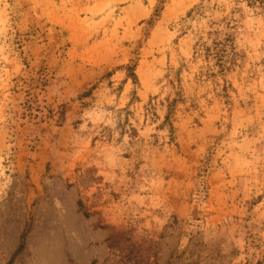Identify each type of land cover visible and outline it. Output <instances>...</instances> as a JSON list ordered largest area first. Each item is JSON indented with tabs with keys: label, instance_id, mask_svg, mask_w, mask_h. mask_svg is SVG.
<instances>
[{
	"label": "rangeland",
	"instance_id": "rangeland-1",
	"mask_svg": "<svg viewBox=\"0 0 264 264\" xmlns=\"http://www.w3.org/2000/svg\"><path fill=\"white\" fill-rule=\"evenodd\" d=\"M0 264H264V0H0Z\"/></svg>",
	"mask_w": 264,
	"mask_h": 264
},
{
	"label": "trees",
	"instance_id": "trees-1",
	"mask_svg": "<svg viewBox=\"0 0 264 264\" xmlns=\"http://www.w3.org/2000/svg\"><path fill=\"white\" fill-rule=\"evenodd\" d=\"M21 239H22V237H21ZM22 247H23V241L21 240V242H20L18 248H17L16 251L13 253L12 257L14 256V254H16L18 251H20V249H21ZM12 257H11V259H12Z\"/></svg>",
	"mask_w": 264,
	"mask_h": 264
}]
</instances>
